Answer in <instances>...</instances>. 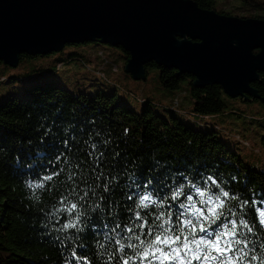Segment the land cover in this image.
I'll return each mask as SVG.
<instances>
[{"label": "trees", "instance_id": "trees-1", "mask_svg": "<svg viewBox=\"0 0 264 264\" xmlns=\"http://www.w3.org/2000/svg\"><path fill=\"white\" fill-rule=\"evenodd\" d=\"M195 1L203 8L235 15L222 6L218 8L217 0ZM238 10L245 14L241 17L264 19V0H243ZM88 44H104L120 50L127 65L130 53L125 47L100 39L68 42L61 50L48 53H20L15 66L0 61V65L13 68L26 59L39 57L55 56L57 62L49 69L34 68L38 72L20 87L21 92H10L0 98V264H77L72 257L73 250L78 256L105 264L116 247L105 234L115 235L110 231L114 223L123 228L131 222L134 212L139 211L135 208L137 197L128 200L122 195L135 188L134 185L133 189L129 188L130 175L142 185L138 189L140 194L151 193L161 204L141 212L148 214L149 222L154 219L153 213L169 211L175 220V213L183 211L179 205L188 203L187 196L191 195L197 202L201 199L197 188L206 195L218 194L222 189L237 197L229 199L227 206L255 225L257 236L252 239L259 237L264 241V228L259 227L258 216L254 219V209L264 207V166L247 164L238 148H233L225 138L222 125L192 124L187 118L188 110L176 109L182 96L165 109L145 97L135 107L123 99L117 89L100 87L92 92L67 87L54 75L57 65L80 58L78 49ZM150 68L156 69L160 85L168 91L178 90L186 80L190 109L196 116L240 115L241 110L230 108L227 96L264 105V71L251 84L255 95L245 93L231 97L220 84L196 85L193 75L156 61L146 63L144 79ZM0 75V83L24 82L19 76ZM228 109L231 110L227 113ZM258 126V139L264 147V123ZM89 133L97 140L108 141L106 165L99 181L93 180L87 171L88 185L75 186L79 195L88 192L85 200H80L79 195L72 192L74 185L67 176L78 162L87 159L83 141L89 138ZM96 133L100 135L95 136ZM65 140H68L67 146ZM60 153L64 156L56 161ZM60 169L64 171L47 182L45 188L27 187L29 182H37L43 175ZM147 180L151 183L144 187ZM105 182L115 191H104ZM176 191H182L183 195L173 200ZM65 196L68 200L62 203ZM245 200L248 205L241 209ZM71 203L81 205L77 209L82 213L80 231L60 230L64 223L74 220L65 210ZM108 204H112L111 216ZM197 207L206 206L197 203ZM120 235L129 234L121 232ZM101 244L105 247L101 248ZM260 253L258 242L257 254Z\"/></svg>", "mask_w": 264, "mask_h": 264}, {"label": "water", "instance_id": "water-1", "mask_svg": "<svg viewBox=\"0 0 264 264\" xmlns=\"http://www.w3.org/2000/svg\"><path fill=\"white\" fill-rule=\"evenodd\" d=\"M97 39L129 51L126 71L136 79L156 61L237 97L255 95L251 84L264 71V19L195 0H0V61L15 66L20 53Z\"/></svg>", "mask_w": 264, "mask_h": 264}, {"label": "snow or ice", "instance_id": "snow-or-ice-1", "mask_svg": "<svg viewBox=\"0 0 264 264\" xmlns=\"http://www.w3.org/2000/svg\"><path fill=\"white\" fill-rule=\"evenodd\" d=\"M96 133L95 136H99ZM65 146L68 140L64 141ZM84 155L86 160H82L75 165V170L70 171L67 180L71 181L74 187L72 192L76 193V185L82 183L88 185L89 175L85 173L90 171L91 178L99 181L104 176V168L106 165V151L108 141L104 139H95L93 133H89V138L83 141ZM64 153H60L56 157V161H60ZM53 161H49L52 164ZM64 169L59 171L53 170L51 174L43 175L37 182H29L27 187L30 189H43L54 177H58ZM116 180V177H112ZM130 181L129 188L133 189L130 193H122L126 195L128 200L137 197L138 202L135 208L139 211L134 212V217L130 223H126L124 227L121 224L114 223V227L110 229L115 235L106 238L114 241L116 247L114 252L109 255L105 264H264V241L253 240L252 237L257 236L255 225L250 223L248 219L241 213L234 211L227 206L229 199H237L228 191L221 189L218 194H207L196 189L201 199L197 202L193 200L191 195L187 196V204L181 203L179 207L183 211L175 213L176 219L173 220L171 211L153 213L154 219L149 222L148 214L141 212L150 207L161 206L157 200L153 199L151 193L140 194L138 189L142 186L132 175L128 177ZM151 181L144 182L147 187ZM213 183H216L213 181ZM91 187V186H89ZM118 187V185H116ZM104 191H115L108 182H105ZM79 195V193H76ZM183 195L182 191L173 193L172 199L175 200ZM88 192L84 191L83 195H79L80 200H85ZM68 197L63 198L62 203L66 202ZM162 203V202H161ZM197 203L206 207H197ZM248 205V201L241 203V209ZM81 207L79 203H71L65 210L74 216V220L64 223L60 230L77 229L80 231L82 213L77 212ZM108 214L112 215V204L106 205ZM131 210V209H129ZM249 210L251 206H249ZM258 216V224L260 228H264V207L254 209V219ZM231 217V218H229ZM105 227L107 225L105 224ZM119 230V231H118ZM121 232L129 235L121 236ZM119 237V238H117ZM261 253L257 254V243ZM101 248L105 246L100 245ZM130 250L129 251H126ZM73 259L77 264H99L87 257L78 256L76 251L72 252Z\"/></svg>", "mask_w": 264, "mask_h": 264}, {"label": "rangeland", "instance_id": "rangeland-1", "mask_svg": "<svg viewBox=\"0 0 264 264\" xmlns=\"http://www.w3.org/2000/svg\"><path fill=\"white\" fill-rule=\"evenodd\" d=\"M242 4L243 0H217L218 8L222 6L232 14H238L236 16L245 15L238 10ZM78 51L81 54L80 58L57 65V70L54 72L59 81L70 89L74 91L86 89L92 92L100 87L107 90L117 89L119 95L135 107H138L142 98L145 97L158 103L157 106L164 109L173 105V102L176 103L174 99L182 96L181 104L176 106V109L188 110L187 118L192 124L214 126L218 123L222 125L226 132L225 138L231 143L227 142L232 144L233 148H238L247 164L255 167L264 166V147L260 144L257 135L259 123H264V105L261 103L242 102L240 99H232L227 96L230 108L241 110L240 115L222 113L214 116H196L190 109L191 98L185 90L186 80L181 82V87L178 90L168 91L160 85L155 68H150L146 79L134 78L125 70L126 59L122 57L121 51L109 45L88 44ZM56 63L55 56H52L50 58L26 59L15 68L0 65V74H4L8 78L19 76L24 79L23 83L19 80L0 83V98L10 92H21L20 87L32 78V74L38 72L36 69L41 66L44 69H49ZM34 68L36 69L33 70ZM230 110L228 109L226 112L228 113Z\"/></svg>", "mask_w": 264, "mask_h": 264}]
</instances>
